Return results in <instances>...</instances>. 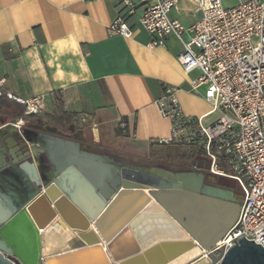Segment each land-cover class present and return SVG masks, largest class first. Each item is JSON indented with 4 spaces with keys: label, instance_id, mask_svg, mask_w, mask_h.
Wrapping results in <instances>:
<instances>
[{
    "label": "crops",
    "instance_id": "crops-1",
    "mask_svg": "<svg viewBox=\"0 0 264 264\" xmlns=\"http://www.w3.org/2000/svg\"><path fill=\"white\" fill-rule=\"evenodd\" d=\"M124 1L0 0L1 90L22 99L43 95L46 108L41 113H51L59 97L66 110L80 117L77 132L89 143L88 150L129 164L166 168L156 144L170 135L171 128L156 106L163 86L178 89L186 116L205 119L219 110L211 112L203 89L189 91L198 71L187 74L182 69L177 58L183 44L176 36H169L165 46H147L149 35L138 15L150 0H128L136 7L133 14ZM118 15L132 27L130 37L108 32ZM169 15L185 29L200 18L192 0H179ZM190 35L188 31L185 40ZM186 97L205 102L208 108L197 112L185 104ZM39 117H21L23 123L7 134L19 155L35 147V139L27 138L23 128ZM141 159L151 164L138 162ZM156 210L166 213L159 205ZM173 226L179 232L176 222ZM150 244L154 241L145 245Z\"/></svg>",
    "mask_w": 264,
    "mask_h": 264
},
{
    "label": "water",
    "instance_id": "water-1",
    "mask_svg": "<svg viewBox=\"0 0 264 264\" xmlns=\"http://www.w3.org/2000/svg\"><path fill=\"white\" fill-rule=\"evenodd\" d=\"M15 128L14 123L3 122L0 143L5 144ZM50 142L51 151L38 141L35 144L45 149L35 145L18 157L7 144L0 150V264H111L136 253L144 254L148 264H161L168 256L164 247L142 244L131 226L151 198L174 215L179 232L194 236L196 244L206 250L204 255L216 264H264V247L244 237L229 246L219 261L215 254H206L223 236L227 223L236 220L243 201L242 194L215 185L217 178L231 177L211 173L205 183L201 173L125 163L73 140ZM42 150L48 161L38 157L37 151ZM14 174L19 179L15 190L9 185ZM143 187H149V193ZM208 200L236 203L235 218H220ZM114 207L118 210L113 212ZM56 217L70 227L93 225L99 240L43 255L41 231ZM121 218L120 226L109 233ZM215 220L219 224L212 226ZM122 235L126 236L124 244L119 241ZM13 254L16 260L11 259Z\"/></svg>",
    "mask_w": 264,
    "mask_h": 264
},
{
    "label": "built area",
    "instance_id": "built-area-1",
    "mask_svg": "<svg viewBox=\"0 0 264 264\" xmlns=\"http://www.w3.org/2000/svg\"><path fill=\"white\" fill-rule=\"evenodd\" d=\"M178 1L150 0L138 15V23L148 33L151 49L165 46L171 35L182 42L178 62L187 74L198 71L189 91L203 89L211 112H221L208 124L204 116H186L178 89L170 85L163 86L156 99L159 114L171 123L170 135L158 143L181 142L201 148L209 172L231 177L242 193L236 220L206 253L215 254L219 261L240 237L264 247V0L239 1L232 7H224L221 0H192L200 18L187 29L169 15ZM124 4L131 14L135 12L134 4L128 0ZM107 28L110 34H133L121 15ZM188 31L192 35L185 40ZM1 86L2 81L0 95ZM6 95L23 106L24 115H37L46 108L43 95L27 99ZM21 123L19 118L14 124Z\"/></svg>",
    "mask_w": 264,
    "mask_h": 264
},
{
    "label": "bare ground",
    "instance_id": "bare-ground-1",
    "mask_svg": "<svg viewBox=\"0 0 264 264\" xmlns=\"http://www.w3.org/2000/svg\"><path fill=\"white\" fill-rule=\"evenodd\" d=\"M143 190L146 193H149L150 188L143 187ZM134 194H137V192H134ZM208 204L211 205L209 206L211 210H215L216 208V210L219 211L220 218H235L237 214L238 206L234 202L209 201ZM157 205V202L153 198H151L146 203L141 212H139V214L131 222L133 231L135 232L139 241L144 245L150 241H154V246L164 247L168 256H165L163 263L161 264H185L197 258L200 254L203 256L190 264H208L210 260L203 253L206 252V250L196 244L194 236L182 232H177V230L173 226V223H177L174 215L169 212H158L159 210H156ZM117 209V207H114L112 211L114 212ZM123 218L115 222L110 227L108 232L110 233L116 230L118 226H120ZM218 224L219 220H215L212 223V226H216ZM231 224V221L227 223V229L224 234L227 233ZM221 238H219L216 242H218ZM94 240H99V236L95 231L93 225H89L87 228L83 229L70 227L60 217H56L41 231L39 244L42 254L49 255L69 250L73 248L74 245L87 244ZM119 263L148 264L146 262L144 254L138 256V253L130 255L120 262H111V264Z\"/></svg>",
    "mask_w": 264,
    "mask_h": 264
},
{
    "label": "trees",
    "instance_id": "trees-1",
    "mask_svg": "<svg viewBox=\"0 0 264 264\" xmlns=\"http://www.w3.org/2000/svg\"><path fill=\"white\" fill-rule=\"evenodd\" d=\"M0 114L3 115V121H14L17 118H30L41 115H24L23 106L17 101L8 98L5 93L0 95ZM46 122H52L62 127L73 126L74 128H81L80 117L74 113L66 110L59 97H56L55 107L51 113H44ZM117 134H121V130H117ZM161 148L158 150V159L165 163L179 162L180 165H189L192 162L200 159L201 161H207L204 151L192 144H186L181 142H172L169 144H159ZM220 166H224L227 173L229 168L222 163Z\"/></svg>",
    "mask_w": 264,
    "mask_h": 264
},
{
    "label": "flooded vegetation",
    "instance_id": "flooded-vegetation-1",
    "mask_svg": "<svg viewBox=\"0 0 264 264\" xmlns=\"http://www.w3.org/2000/svg\"><path fill=\"white\" fill-rule=\"evenodd\" d=\"M3 115L0 114V126L3 125ZM24 134L27 138H34L36 142L38 141H42L44 144L47 145H51L52 143L50 142L51 140L55 141L56 140H73L75 142H77L81 147H84L86 149H88L87 146H90L89 143L85 140L82 139L78 132L80 130V128H74L73 126H67V127H62L59 126L57 124H54L52 122H46L43 121L42 119L38 120L37 125L34 126H28L26 125L24 128ZM6 143L3 144V141H1L0 143V150L3 147V145L5 146L6 144L9 145V149L12 151V153L15 155V157H18V152L15 150V145L13 144V141L10 138H6ZM48 140V141H47ZM36 147H42L43 149H45V146H41V145H37L35 144ZM48 147V146H47ZM49 151H51L53 148L50 149V147H48ZM37 150V148H36ZM38 157L41 160L44 161H48L47 158V153L45 150L42 151H37ZM7 157V156H6ZM8 158V157H7ZM6 158V159H7ZM114 159H118L117 157H112ZM198 165V166H197ZM50 167V164L48 163V165L46 166V169H48ZM172 171H193L195 173H201L204 178H205V183L206 178L211 177V172H209L208 170V165H207V161H199L196 160L194 162H192L191 164L187 165L186 167H183L181 169H170ZM13 181L12 183H9V185L15 190L16 189V185L19 184V179L18 177H16V174H14L13 176ZM215 185L221 186V187H225L228 188L230 190H232L234 193H238L237 189L235 188V185L233 184V180L229 179V178H217ZM240 194L241 191H240ZM12 258H15V260L17 259V257L13 254L11 256ZM19 264H22L21 262H19Z\"/></svg>",
    "mask_w": 264,
    "mask_h": 264
},
{
    "label": "rangeland",
    "instance_id": "rangeland-1",
    "mask_svg": "<svg viewBox=\"0 0 264 264\" xmlns=\"http://www.w3.org/2000/svg\"><path fill=\"white\" fill-rule=\"evenodd\" d=\"M222 1V4L224 7H232L234 5H236L239 1H244V0H221ZM185 104L188 105L189 107L193 108V110H197V112L200 110V111H203V110H206L208 108V105L205 103V102H202V101H198L196 100L195 98L193 97H186L185 100H184ZM219 111L213 113L212 115L206 117L204 119V123L205 124H208L210 122H212L213 120H215L217 118V116L219 115ZM197 117V115H195ZM43 119L46 120L45 116H44V113H42L39 117V119ZM38 123V119L37 120H34V121H30L28 124V126H34V125H37ZM79 136L81 135L80 133H78ZM138 162H143L145 164H151L149 161L147 160H144V159H141V160H138ZM179 162H172V163H168L166 164V168L168 169H181L183 167H186L187 165L184 164L183 166L178 164ZM235 188L237 189L238 193L240 194V189L238 188V186L236 185L235 183ZM118 210V209H117ZM120 243L121 244H124V242L126 241V236L125 235H122L121 238H120ZM203 255H199L197 258L193 259L192 261H190L188 264L194 262L195 260H197L198 258L202 257ZM207 256V255H206ZM208 259L210 260V258L208 257ZM211 261V260H210ZM208 264H211V262H208Z\"/></svg>",
    "mask_w": 264,
    "mask_h": 264
}]
</instances>
